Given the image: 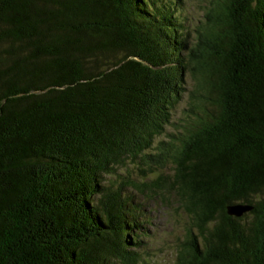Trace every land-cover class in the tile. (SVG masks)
<instances>
[{
  "label": "trees",
  "instance_id": "16d2710c",
  "mask_svg": "<svg viewBox=\"0 0 264 264\" xmlns=\"http://www.w3.org/2000/svg\"><path fill=\"white\" fill-rule=\"evenodd\" d=\"M182 2L0 0V264H142L138 199L174 264H264V0Z\"/></svg>",
  "mask_w": 264,
  "mask_h": 264
},
{
  "label": "rangeland",
  "instance_id": "374dc122",
  "mask_svg": "<svg viewBox=\"0 0 264 264\" xmlns=\"http://www.w3.org/2000/svg\"><path fill=\"white\" fill-rule=\"evenodd\" d=\"M208 0H183L181 6V16L185 20V26L189 27L191 34L190 39L194 37L193 28L200 25L204 21L203 9ZM187 78V88L190 89L192 80L190 76ZM187 93L184 94L180 103L173 110L171 124L166 126L164 134L155 138L152 148L154 149L159 141H165L168 134L177 133L180 129V122L186 114L187 109ZM151 177V176H150ZM140 204H144V215L149 221L145 224V237L141 244L140 255L142 264H174L176 248L178 241L183 238L184 229L187 218L179 211H175L169 207H163L158 201H145L138 199ZM248 217L244 222H248Z\"/></svg>",
  "mask_w": 264,
  "mask_h": 264
},
{
  "label": "water",
  "instance_id": "95a60500",
  "mask_svg": "<svg viewBox=\"0 0 264 264\" xmlns=\"http://www.w3.org/2000/svg\"><path fill=\"white\" fill-rule=\"evenodd\" d=\"M251 208V206L244 204H228L225 209L228 215L240 217Z\"/></svg>",
  "mask_w": 264,
  "mask_h": 264
}]
</instances>
